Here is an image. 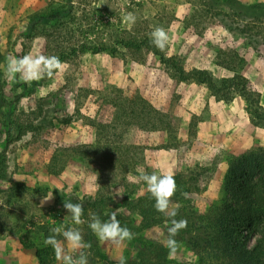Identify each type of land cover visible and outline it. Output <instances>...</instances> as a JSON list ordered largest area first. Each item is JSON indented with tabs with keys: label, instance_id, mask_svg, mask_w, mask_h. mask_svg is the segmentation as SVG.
Segmentation results:
<instances>
[{
	"label": "rangeland",
	"instance_id": "374dc122",
	"mask_svg": "<svg viewBox=\"0 0 264 264\" xmlns=\"http://www.w3.org/2000/svg\"><path fill=\"white\" fill-rule=\"evenodd\" d=\"M47 2L0 0V21L6 24L5 32L0 34V49L6 54V60L0 69L7 102L21 91V85L6 75L8 57L54 55L53 44L47 43L45 37L48 32L55 33L57 41L72 43L88 38L112 43L125 29L142 35L160 26L170 37L167 55L175 56L184 69H190L192 64L199 63L197 60L209 62L218 49H232L250 59L245 50L247 46L253 49L251 40L228 28L226 14L239 4L259 5L262 10L257 13L264 12V0H73L75 21L70 23L68 32L53 31L46 24L34 30L31 37L24 36L29 15L44 9ZM128 12L136 15L135 24L125 23L123 17ZM252 26L253 31L262 30L261 23L258 27L256 23ZM257 46L259 51L253 49L254 55L261 62L256 67L249 64L244 72L246 83L255 90L264 88V48ZM63 62L67 66L64 71L27 84L28 90L15 103L12 118L16 114L20 119L28 118L35 125L32 131L5 145V130L0 124V153L5 157L0 163L4 168L0 172V264H33L25 254L19 255L22 263L10 258L8 248L10 243H17L14 231L25 233V242L42 247V233H32L35 225L48 229L62 225L79 228L84 240L91 244L85 250L89 264H118L120 256L132 261L145 259L149 264H215L213 251L200 246L203 218L226 196L224 181L230 155L264 147V128L249 123L243 98L235 94L229 102L215 100L205 84H182L169 76L157 56L145 50L131 52L118 47L114 55L105 51L85 52ZM217 74H212L217 82L225 77ZM118 95L143 97L169 114V133L140 129L133 123H117L114 132H107L115 133L116 140L121 135V143L130 145L128 152L133 161L130 168L134 173L123 165L118 174L125 175L130 186L123 187L118 182L120 176L111 186L100 185L99 169L106 172V168H99L94 160L67 152L65 168L58 176H51L56 181L53 185L58 184L52 186L54 196L60 189L63 197H55L53 204L40 207L38 193L43 187L49 189L46 166L53 150L58 146L94 144L96 129L92 124L114 122L112 101ZM260 103L264 107V98L260 97ZM4 109L0 106V119ZM100 135L106 140V131ZM141 171L178 174L185 184L198 187L190 193L177 192L172 198L173 205H179L175 219L186 220L187 227L176 236L179 249L171 259L165 247L171 218L165 216L159 224L142 227L135 209L122 204L147 191L145 184L129 179ZM15 183L25 186L13 188ZM74 197H79V202L84 204L85 223L81 225H75L71 214L63 208V202H74ZM87 198L94 199L92 206L86 204ZM113 211L117 212L122 226L135 233V238L120 248L99 241L88 228L89 213L106 220ZM146 242L152 245L145 248ZM140 249L145 252L140 253ZM52 254L55 257L54 250L47 251L45 257L50 259Z\"/></svg>",
	"mask_w": 264,
	"mask_h": 264
},
{
	"label": "trees",
	"instance_id": "16d2710c",
	"mask_svg": "<svg viewBox=\"0 0 264 264\" xmlns=\"http://www.w3.org/2000/svg\"><path fill=\"white\" fill-rule=\"evenodd\" d=\"M73 4V0H48L44 9L29 15L23 35L31 37L34 30L39 26L44 27L46 24L52 27L53 31L68 32L70 23L75 21V7ZM235 8V10L231 9L232 12L229 15L226 14L229 19L228 28L251 40V46L255 51H259L257 44L264 48V12L261 15L257 13L262 8L255 4H239ZM255 23L257 27L261 23L262 30L260 28V30L255 29L253 31L252 24ZM123 33L118 35L112 43L88 38L72 43L69 40L57 41L55 33L50 32L45 33V37L47 43L53 44L54 55L58 56L61 61L85 52L105 51L114 55L117 53L118 47H123L131 52L141 50L151 52L157 56L159 63L164 66L169 76L178 81H193L205 84L215 100L229 102L235 94L242 97L245 102L247 118L251 125L264 128V107L260 103V92L250 88L246 83V78L240 73L245 60L237 51L232 49H218L216 51L215 63L233 73L230 76L222 77L217 82L207 69H184L175 56L167 55L166 49L160 51L151 43L150 34L134 35L127 29ZM5 60L6 54L0 49V65ZM35 83L36 81H33L30 85ZM15 84L21 85V91L12 95L7 102L3 73L0 69V106L5 108L0 124L3 125L5 130V145L35 128L33 122L28 118L20 119L17 114L16 117L12 118L15 103L18 101L19 96L29 88L27 83L21 82L19 79H15ZM11 102L13 103L10 104ZM112 105L115 108L114 122L110 124L93 122L92 124L96 129L95 143L72 147H56L46 166L48 174L58 176L66 166L65 156L67 152H72V154L79 155L86 160H94L98 163L99 168H106V172L99 169L97 179L100 185L108 184L111 186L116 183V177L120 176L118 182L121 181L123 187L130 186L131 183L127 181L125 175H118L123 165L130 168L133 162L131 154L128 152L131 149L130 145L121 143V135L117 136L118 140H116L113 138L115 133H111V135L107 131L112 130L114 132L117 123L124 125L133 123L140 129L164 130L169 133L171 130L170 116L152 106L143 97L136 99L118 95L112 101ZM22 114L26 115L23 111ZM103 130L107 133V138L104 141L100 135ZM166 147L168 146L166 145ZM4 158V154L1 152L0 163L4 162ZM227 162L228 167L224 181L226 196L222 198L219 205L214 206L211 211L207 212V218H203V225L201 226L203 236L200 246L210 248L213 251L215 264H264V147L250 148L238 155H230ZM117 169L119 172L116 171ZM3 170L4 168L1 166L0 172H3ZM128 170L134 173L131 168ZM173 177L178 186V193H190L198 190L195 185L185 184L180 180L178 174H174ZM24 186L23 183H15L13 188H23ZM47 192L48 187H43L38 194L45 196ZM55 197L57 199L62 198V191H57ZM79 200H81L79 197H74V202H79ZM85 201L89 206H92L95 202L94 199L91 201L90 198ZM122 204L135 209L140 216L142 227L159 224L165 218L164 214L155 209V200L148 191L131 201H124ZM34 227L32 233L41 232L43 243L48 236L52 235L47 227L39 225ZM14 233L24 247L35 249L38 264L53 262L54 254L51 255L50 259L45 257L47 251L53 250L50 245L44 243L42 247H37L32 242L27 243L24 241L25 233L23 235H21V232L17 233V231H14ZM60 237L58 236L57 239ZM143 244L144 247L146 246L145 248L152 245L150 242ZM140 250V253L145 252L142 249ZM125 260L126 264H149L145 259Z\"/></svg>",
	"mask_w": 264,
	"mask_h": 264
},
{
	"label": "clouds",
	"instance_id": "9594fccd",
	"mask_svg": "<svg viewBox=\"0 0 264 264\" xmlns=\"http://www.w3.org/2000/svg\"><path fill=\"white\" fill-rule=\"evenodd\" d=\"M125 23L131 25L136 22V15L128 12L123 17ZM151 43L160 51H164L169 44L170 37L167 31L160 26L154 28L150 33ZM66 64L58 56L43 54H27L22 57L9 56L7 59L6 75L9 79H19L21 82L30 84L44 78H52L56 73L66 69ZM134 183H143L147 186V191L155 200V209L171 218V226L168 228V238L165 247L169 250L168 257L173 258L178 249L179 243L176 236L187 227L184 219H175L178 215L179 205H173L172 198L178 191V186L172 174H157L155 171L146 173L141 171L138 176H130ZM60 190V189H59ZM61 191V190H60ZM53 193L48 192L40 201V207L51 202ZM63 208L71 214V219L75 225L84 224V204L67 200L63 202ZM117 212L113 211L108 219H102L98 214L89 213L88 228L101 242H110L113 246L120 248L125 242L135 238L133 233L126 226H122L117 218ZM52 235L48 236L44 243L50 245L55 253V257L61 264H89L88 253L85 251L91 248V244L84 240L81 230L77 227H53L50 229ZM62 236L69 248L57 239ZM70 249V250H69ZM118 264H126L123 256L118 258Z\"/></svg>",
	"mask_w": 264,
	"mask_h": 264
},
{
	"label": "crops",
	"instance_id": "0c3cea01",
	"mask_svg": "<svg viewBox=\"0 0 264 264\" xmlns=\"http://www.w3.org/2000/svg\"><path fill=\"white\" fill-rule=\"evenodd\" d=\"M5 28H6V24H4V23H2L1 21H0V34H3L5 31ZM245 52L248 54V55H251V58L250 59H248L246 56H245V54L243 55L244 56V60H245V64H244V66H243V68L240 70V73L245 77V70L248 68V66H249V64H252V66L254 65L255 67H256V64H257V62H261V58H258L256 55H254L255 54V52H254V50L250 47V46H247V49L245 50ZM252 54H253V56H252ZM255 56V57H254ZM199 58V57H198ZM199 63H195V64H192V68H201V69H207V70H209L213 75H219V74H217V73H220L221 74V76H230V75H232L233 73L230 71V70H228V69H226V68H224V67H222V66H220V65H217L216 63H215V59H214V57H213V55L211 56V58H210V60H209V62H206V63H201V60H197ZM250 61H251V63H250ZM246 78V77H245ZM250 80V79H249ZM182 84H186V85H204V84H201V83H197V82H193V81H190V82H185V83H183V81H182ZM259 92H260V97L261 98H264V88H260L259 90H258ZM217 102V101H216ZM248 119V118H247ZM249 121V120H248ZM250 123V122H249ZM92 142V141H91ZM48 178H49V183H48V186H49V189H48V192H51L53 189H54V187H52V186H55V187H57L58 186V184L57 183H55V185H53V182H56V181H54V179H53V181H52V179H51V176H53V177H55V175H51V174H48ZM47 192V193H48ZM52 193H53V191H52ZM44 196H41L40 198H39V200L40 199H42ZM55 202V196H54V193H53V199L51 200V202H49V203H47V206H50L51 204H53ZM9 233V232H8ZM9 235H12V233H9ZM13 235H15V237L17 238V243H10V247L8 248V251H10L9 253L11 254L10 255V258H11V256H12V258L14 259V260H17V261H19V262H21V260L19 259V257L20 256H23V254H25V255H27L30 259H31V263L33 262V264H38L37 263V258H36V256H35V249L34 248H27V247H24L21 243H20V241H19V239H18V237H17V235L16 234H13ZM63 244H64V246L66 247V248H69V246L67 245V243L63 240V238H60L59 239ZM70 250V249H69ZM15 254V255H14ZM20 255V256H19ZM5 256H6V254H5ZM58 262H60V261H58L57 259H56V257H54V260H53V262H51L50 264H58ZM22 263V262H21ZM61 264V263H60Z\"/></svg>",
	"mask_w": 264,
	"mask_h": 264
}]
</instances>
